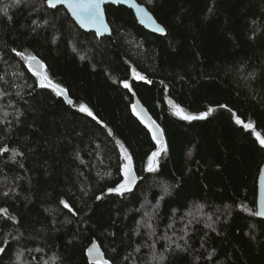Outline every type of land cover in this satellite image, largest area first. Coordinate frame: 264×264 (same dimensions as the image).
<instances>
[{
    "label": "trees",
    "instance_id": "1",
    "mask_svg": "<svg viewBox=\"0 0 264 264\" xmlns=\"http://www.w3.org/2000/svg\"><path fill=\"white\" fill-rule=\"evenodd\" d=\"M137 1L0 0V264H264V0Z\"/></svg>",
    "mask_w": 264,
    "mask_h": 264
},
{
    "label": "water",
    "instance_id": "2",
    "mask_svg": "<svg viewBox=\"0 0 264 264\" xmlns=\"http://www.w3.org/2000/svg\"><path fill=\"white\" fill-rule=\"evenodd\" d=\"M48 5L51 8L63 7L82 31L93 32L98 38L112 34L105 12L107 5L123 6L131 10L141 27L156 35L165 34L164 26L137 0H48ZM4 149L7 150L6 147ZM257 177L255 209L257 217L264 218V163ZM101 249L95 239L87 246L85 254L90 264L105 263L104 252Z\"/></svg>",
    "mask_w": 264,
    "mask_h": 264
},
{
    "label": "rangeland",
    "instance_id": "3",
    "mask_svg": "<svg viewBox=\"0 0 264 264\" xmlns=\"http://www.w3.org/2000/svg\"><path fill=\"white\" fill-rule=\"evenodd\" d=\"M82 109L86 110L84 107H82ZM174 109H175V107H174ZM257 137L260 140V142H262L264 144V134L259 133V134H257ZM242 208L248 214L253 215V214L256 213V209L255 208L252 209V208H249L248 206H243Z\"/></svg>",
    "mask_w": 264,
    "mask_h": 264
}]
</instances>
